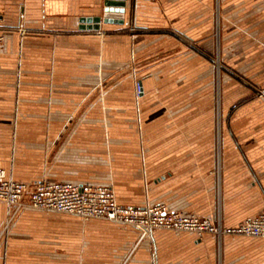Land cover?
I'll return each instance as SVG.
<instances>
[{
	"label": "crops",
	"instance_id": "obj_1",
	"mask_svg": "<svg viewBox=\"0 0 264 264\" xmlns=\"http://www.w3.org/2000/svg\"><path fill=\"white\" fill-rule=\"evenodd\" d=\"M2 1L0 168L32 184L111 185L120 203L164 202L222 222L228 233L200 239L158 228L141 238L130 224L31 206L6 225L11 207L0 201V264H264V237L232 230L264 208V131L242 143L241 157L224 148L218 190L216 176L206 174L202 214L200 191L188 189L202 181L199 159L186 164L184 144L200 138L185 132L199 126V106L195 114L193 102L164 97L167 62L137 65L138 37L170 34L122 29L140 17L144 26L177 30L198 44L214 26L219 35L213 8L221 0H128L125 23L102 22L99 30L79 28L80 18L102 15L103 0Z\"/></svg>",
	"mask_w": 264,
	"mask_h": 264
},
{
	"label": "rangeland",
	"instance_id": "obj_2",
	"mask_svg": "<svg viewBox=\"0 0 264 264\" xmlns=\"http://www.w3.org/2000/svg\"><path fill=\"white\" fill-rule=\"evenodd\" d=\"M215 15H218L220 21L219 35L214 26L211 36H202L201 42L196 44L205 47L204 49L211 56L237 71L259 89H264L263 3H258L256 0L247 2L238 0L230 4L221 0L218 10L213 8V16ZM138 19L141 24H135L136 27L168 29L160 25L144 26V18L139 17ZM129 28L131 26L122 29ZM158 36L138 37V52L141 54L138 55L137 65L138 68H144L146 64L167 62L168 72L162 76L164 78L162 82L165 84L164 97L184 100L185 104L193 102L195 114L196 106H199V126H196L195 122V127L189 129L186 126L185 132L190 130L191 134H196L199 131L200 138L196 136L195 139L185 138L184 144L186 164L194 162L196 166L199 159L201 168L199 173L202 181L199 183L195 181L194 185L188 186V189L195 193L200 191L201 195L197 201L202 204L200 212L203 214L202 209L206 197L203 193L206 192V186L211 182L206 174L211 173V177L216 176L214 187L217 186L218 190V177L224 166L222 155L224 148L235 147L238 151L237 157H241L239 149L242 143L252 141L251 137L255 136L254 134L264 131V94H256L231 75L218 70L212 62L175 37L166 35L164 39H160ZM137 76L136 90L139 94L137 86L139 82L141 83L139 80L141 75ZM198 146L201 148L200 155L197 151ZM218 150H221L220 157ZM193 172L196 178L198 171L195 169ZM185 173L187 176H192L191 170H186ZM148 205H165L171 211L184 212L173 210L164 202ZM218 222L216 221V224ZM220 223L223 236L228 233V226ZM218 256L220 257V254Z\"/></svg>",
	"mask_w": 264,
	"mask_h": 264
},
{
	"label": "built area",
	"instance_id": "obj_3",
	"mask_svg": "<svg viewBox=\"0 0 264 264\" xmlns=\"http://www.w3.org/2000/svg\"><path fill=\"white\" fill-rule=\"evenodd\" d=\"M4 9L5 5L0 0V15ZM18 28L23 30L24 23L20 22ZM137 88L140 92V82ZM0 201L11 207L6 225L10 224L20 210L31 206L75 214L84 219L102 218L130 224L138 228L141 238L158 228L190 231L200 239L206 233L222 234L221 223L216 224V221L207 217L171 211L165 205L136 206L120 203L113 188L107 184L51 180L32 184L12 178L4 168H0ZM232 230L239 234L264 237V210L239 222Z\"/></svg>",
	"mask_w": 264,
	"mask_h": 264
},
{
	"label": "water",
	"instance_id": "obj_4",
	"mask_svg": "<svg viewBox=\"0 0 264 264\" xmlns=\"http://www.w3.org/2000/svg\"><path fill=\"white\" fill-rule=\"evenodd\" d=\"M128 0H103V14L102 15H96V16H85L80 18V26L79 28H87V29H93V30H99L101 27V23H114L122 25L125 23L126 18V6H127ZM127 33H133V34H144V33H168L183 43L187 44L203 56L207 57L209 60H211L214 64L217 65L219 70H223L227 72L229 75L234 77L236 80L244 84L245 86L252 89L257 94L264 93V89H259L257 86H255L253 83L248 81L246 78L238 74L236 71L232 70L230 67L226 66L225 64L221 63L220 60H218L215 57H212L211 55L207 54L205 51H203L199 46L194 44L187 36L183 35L181 32L173 29H148L145 27H136L134 25L131 26L129 29H124ZM142 92V87L140 88V93Z\"/></svg>",
	"mask_w": 264,
	"mask_h": 264
}]
</instances>
